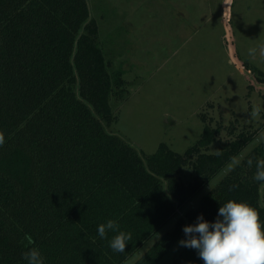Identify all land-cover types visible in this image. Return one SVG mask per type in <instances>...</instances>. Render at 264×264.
Wrapping results in <instances>:
<instances>
[{"label": "trees", "instance_id": "16d2710c", "mask_svg": "<svg viewBox=\"0 0 264 264\" xmlns=\"http://www.w3.org/2000/svg\"><path fill=\"white\" fill-rule=\"evenodd\" d=\"M88 19L87 0H0V264H27L31 246L44 264H123L256 137L243 130L211 152L222 126L207 124L183 154L162 142L144 160L104 127L103 120L117 119L110 99L123 100L127 82L110 68L99 24ZM256 159H264L263 146L187 211V225L201 214L214 222L235 200L256 209L264 228V184L252 178ZM188 166L196 173L191 182L180 176ZM109 219L131 233L124 253L109 246L117 233L98 235ZM183 227L179 220L134 264H156ZM169 264L204 261L184 247Z\"/></svg>", "mask_w": 264, "mask_h": 264}, {"label": "rangeland", "instance_id": "374dc122", "mask_svg": "<svg viewBox=\"0 0 264 264\" xmlns=\"http://www.w3.org/2000/svg\"><path fill=\"white\" fill-rule=\"evenodd\" d=\"M89 19L112 70L126 80L125 97L111 96L117 119L103 120L110 133L130 143L146 160L164 142L184 153L205 125H221L215 152L241 131L255 139L236 156L264 149V0H87ZM84 31L81 28L80 33ZM249 49L255 53L249 55ZM205 117V120L203 119ZM234 129L231 133L230 129ZM259 141V143H257ZM230 161L154 235L157 242L187 225V211L230 169ZM180 176L196 179L191 166ZM167 189V183H164ZM156 264H169L184 248L179 241ZM149 240L123 264H134Z\"/></svg>", "mask_w": 264, "mask_h": 264}, {"label": "clouds", "instance_id": "9594fccd", "mask_svg": "<svg viewBox=\"0 0 264 264\" xmlns=\"http://www.w3.org/2000/svg\"><path fill=\"white\" fill-rule=\"evenodd\" d=\"M254 53L255 49H249V55ZM3 143L4 136L0 133V146ZM241 162V159L233 158L229 170H234ZM246 163L251 168L254 159L249 158ZM255 168L253 180L264 184V159H256ZM196 219L197 223L183 227L186 239L180 240L179 245L197 250L204 264H264V228L259 213L248 203L228 200L219 208L214 222L204 220L202 214ZM119 229L120 225L109 219L98 226L97 232L101 238H107L108 232L117 233L109 246L114 252L124 253L132 236ZM156 239L158 235L155 239L150 238L149 246H153ZM30 244L34 245V241L30 240ZM23 258L27 264H44V258L35 246H31Z\"/></svg>", "mask_w": 264, "mask_h": 264}]
</instances>
